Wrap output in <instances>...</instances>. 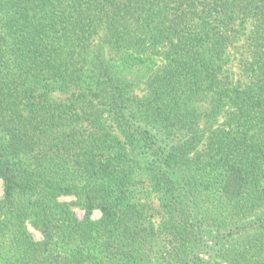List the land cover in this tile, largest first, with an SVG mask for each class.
Segmentation results:
<instances>
[{
    "label": "trees",
    "instance_id": "obj_1",
    "mask_svg": "<svg viewBox=\"0 0 264 264\" xmlns=\"http://www.w3.org/2000/svg\"><path fill=\"white\" fill-rule=\"evenodd\" d=\"M0 180V264H264V0H0Z\"/></svg>",
    "mask_w": 264,
    "mask_h": 264
},
{
    "label": "rangeland",
    "instance_id": "obj_2",
    "mask_svg": "<svg viewBox=\"0 0 264 264\" xmlns=\"http://www.w3.org/2000/svg\"><path fill=\"white\" fill-rule=\"evenodd\" d=\"M237 57H238V55H237ZM232 63H234V61ZM2 195H3V185H2V181L0 180V199L2 198ZM73 200H74V198H72V197L60 198V201H62V202H72ZM143 202H145L147 206L152 208V211H150L148 213V220L150 219V220H152L153 223L158 224L160 221L161 211L159 208V203H158L156 194L154 192H150V194H148V197L146 199H144ZM72 210L74 211V213L78 219L82 218L83 212L80 209L73 206ZM99 217H100V214L97 211H95L92 214V219H98ZM28 230L32 234V237L34 240L38 241L41 239V235L39 234L38 231L34 230L30 226L28 227Z\"/></svg>",
    "mask_w": 264,
    "mask_h": 264
}]
</instances>
